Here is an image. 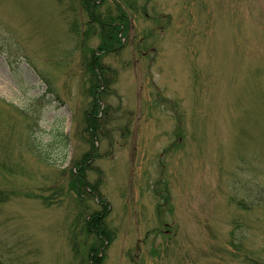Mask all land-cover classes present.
<instances>
[{
  "label": "rangeland",
  "instance_id": "1",
  "mask_svg": "<svg viewBox=\"0 0 264 264\" xmlns=\"http://www.w3.org/2000/svg\"><path fill=\"white\" fill-rule=\"evenodd\" d=\"M0 200V264H264V0H0Z\"/></svg>",
  "mask_w": 264,
  "mask_h": 264
},
{
  "label": "trees",
  "instance_id": "2",
  "mask_svg": "<svg viewBox=\"0 0 264 264\" xmlns=\"http://www.w3.org/2000/svg\"><path fill=\"white\" fill-rule=\"evenodd\" d=\"M108 26V25H107ZM109 27V26H108ZM109 28H111V27H109ZM108 28V29H109ZM116 28L114 27L113 28V30H115ZM120 31H118L117 32V38H119V33ZM102 44H104L103 45V47H101V48H99L98 49V51L100 52V53H103V54H105L107 51H108V47H110V44L109 43H107V42H103ZM106 79V78H105ZM98 83H100V81L98 82ZM42 147V146H41ZM44 147V146H43ZM48 155V154H47ZM45 160L46 161H48V158H47V156H46V158H45ZM92 160V158L91 157H89L88 155H85V157H84V161L82 160L81 161V163H80V165L82 166L81 167V169H85L86 168V166H87V162H90ZM71 180V179H70ZM71 184L72 185H74V187L73 188H76L77 189V191H78V188H80V183H78V181H73L72 180V182H71ZM73 191V190H72ZM74 192V191H73ZM81 193V192H80ZM82 194L83 193H81V194H79V196L80 197H82ZM78 196V195H77ZM1 201H3V200H0V203H1ZM2 203H4V201L2 202ZM98 213H97V211L95 212V213H92V216H89V219H92V220H97V218L99 217L98 215H97ZM89 220H87V222H88ZM97 225H99V226H97ZM100 228V229H99ZM94 232H96L97 233V238H99V240H101L100 242H103L102 241V239L98 236V235H100V234H98V232L99 233H102L104 236H105V238L108 240L109 239V237L111 236V232L108 230V228L106 227V225L104 224V222L102 221L101 222V224H99V222H95V231ZM104 244V243H103Z\"/></svg>",
  "mask_w": 264,
  "mask_h": 264
}]
</instances>
